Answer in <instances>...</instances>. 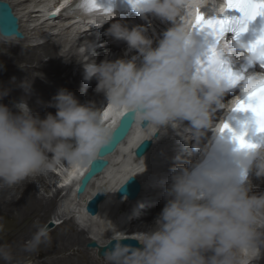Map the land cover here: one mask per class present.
I'll return each mask as SVG.
<instances>
[{"label":"clouds","instance_id":"clouds-1","mask_svg":"<svg viewBox=\"0 0 264 264\" xmlns=\"http://www.w3.org/2000/svg\"><path fill=\"white\" fill-rule=\"evenodd\" d=\"M132 6L141 15L152 13L172 22L173 27L153 46L143 26L129 29L112 23L108 35L126 42L127 53L135 54L99 64L92 58L85 66V79L95 78V91L103 94L106 105L145 130L158 132L177 125L190 139H198L202 129L212 127L211 111L221 105L225 89L233 85L225 69L234 56L243 55L238 51L243 45L221 38L202 49L195 44L192 21L197 9L205 16L223 13L225 2L133 0ZM91 13L105 23L111 18ZM212 50L223 64L209 60ZM262 54L264 47L257 48L249 62ZM262 85L264 73L249 74L242 91L247 95ZM19 87L24 92L19 102L11 107L0 103V186L15 185L59 164L79 174L111 142L113 129L102 118L106 105L81 103L73 92L60 88L47 104L56 109L55 114L48 112L41 118L27 102L32 79L21 81ZM7 94V90L0 91V97ZM184 121L189 122L187 127ZM222 124L216 126L217 133ZM246 131L259 132L252 123L235 130ZM219 139L235 166L173 167L164 207L152 226L135 234L140 246L125 245L119 239L111 242L104 252L106 264H252L259 257L264 247V193L252 194L250 176L264 182V138L252 143L244 135L251 146L240 147L228 130ZM50 242L46 226L38 225L23 251L32 253ZM12 258L9 247L0 246V259Z\"/></svg>","mask_w":264,"mask_h":264},{"label":"bare ground","instance_id":"bare-ground-1","mask_svg":"<svg viewBox=\"0 0 264 264\" xmlns=\"http://www.w3.org/2000/svg\"><path fill=\"white\" fill-rule=\"evenodd\" d=\"M3 1L10 3V5L14 7L15 14L17 15V13H19L22 19V16H24V13H21L19 10H16L15 7L17 6L18 8L19 6H23L24 5L23 3L28 5L27 4L28 0H25V1L23 0H3ZM34 1L36 2L37 0H33V2ZM54 1L55 0H40L39 4H36V6L38 7L37 11L35 10V8L34 9L31 8L32 9L31 12L29 11L27 13L26 11L29 7L28 6L26 8L25 13H27V15H29V17L31 18L32 17L36 18L35 20L34 18L31 19L34 24L35 23L39 25L46 24L47 22L52 21V19L48 18V14L52 12L54 8L49 9L48 7L49 11L46 14L47 16H44L43 12H47L48 4L52 3L51 5H53ZM66 1H69V0H66ZM21 23H22V20L20 21V30H22L23 28ZM166 23L169 24L168 30H170V28L173 27V23L170 21H166ZM50 25H53V24H50ZM59 25L65 26V29L67 30L68 28L70 29L73 26V24L69 26V23H66V24L59 23ZM87 27H85L86 29L79 31L77 34L80 36V38L82 37L81 40L84 42V46H88V47L90 46L91 48H93L94 47L93 45L96 44V42H92L89 38H86L88 34L91 32V30L93 29H91L89 25ZM167 31H164L163 29L155 27L149 30L148 32H146V35L154 42L153 43V46H154L156 45V43L158 44L159 42L157 38H159V40L162 39L165 32ZM73 32L75 31L73 30ZM53 35L54 33H51L49 34V36H46V40L42 43L41 48L39 49H35V47L30 46V45L27 46L26 50L28 51L25 52L24 55L22 56L12 55L10 56V58H8L4 55L2 51H0V63L5 64V69H6L5 71L12 72V73L15 72V76H16L15 82L9 84L10 78L7 79L4 74L5 72L0 70V91L7 90L8 92L6 96L0 97V103H4L6 105H13L15 102H19L21 98L24 97V92L19 87V84L21 81L27 78L30 79L31 74L36 77V81L34 82L32 81V93L27 98V101L28 103H30L31 105L30 107L34 114L39 113L40 116L42 117H44L45 114L48 112L55 114L56 110H54V108L52 107H48L47 104L52 99V97L56 94L58 89L66 88L69 91L74 93L76 85L78 84H74L75 82L73 83L71 81L74 78L72 75V71L69 72L68 69L70 68L64 69V71H61L62 67L61 65L57 64V62H60L62 60L65 61L64 63L70 62V64L68 63L70 67L72 65L76 67L78 66V64L77 63L72 64L74 55L72 56L67 55L66 58H62V57L60 59L57 58L59 56V50H58V46L56 45V43L52 42ZM93 36L94 35H91L89 37L91 38ZM0 37H1L0 47H3V48L12 47V46L9 47L10 44H6V41H13V40L22 41L23 40V39L18 40L14 37L6 38V37H3L2 35H0ZM100 40L105 41L106 38L100 39ZM84 46L82 45V47ZM109 49H111L112 52L115 50L116 54L119 55L121 58L123 57L130 58V56L134 54V52L130 54H125L126 52L125 50L120 52V49L112 47V46L107 49H103L102 47H100L96 50L95 55H90L87 60H84V62L82 63V70H81L82 72L84 70L83 72L84 77L82 76L80 77L85 78L84 66H87L88 64H90L92 62V58L93 59L96 57L97 58L99 57V59L100 57L102 58V56H104L106 54V51H108ZM114 55L115 54H113V56ZM44 56L50 57V63L49 64L45 63L41 65L39 68L41 69V71L43 70L45 73L41 74L37 72L32 73L33 71L30 72L31 71L30 69L34 68V65L32 62L34 61L41 62ZM109 57L110 56H108L107 60H112V57L111 58ZM21 59H23L26 62V64H24V66L25 65L26 66L22 68L20 65L17 66L18 62ZM117 59H119V57H117ZM27 65H29V67ZM63 72H66L68 74V77L66 79L61 80L60 78ZM54 73H55L54 77L60 79L61 81L60 80L56 82L54 81V77H52V74ZM82 80L83 79H80L81 85H82ZM95 80H96L95 78H92L90 80L89 87L95 84ZM95 89L89 96V100L95 101L101 98L104 99L105 97L103 96V94L97 93ZM87 91H88V88L82 91L79 90L78 92L80 94V98L84 99L87 95ZM12 93L18 95V97L15 98L14 94ZM231 97L224 96L222 97V100L227 101ZM97 107H101V106H97ZM122 115H123L122 113L115 112L110 106L109 109L103 114L104 122L107 126L112 127V129L114 130L116 126L118 125L119 119L121 118ZM210 122H211V119H210ZM211 125H212V122H211ZM206 129H211V128L207 127ZM153 131L154 130L140 129L139 125L135 124L129 136L126 138V140H124L120 144L119 148L115 151V153L108 155L105 158L110 161V165L105 169V171L95 176V178L90 182L87 191H85V193L81 195V197L77 196L76 187L80 183L79 180L85 170H82L79 172V174H77L75 171H70L68 168H65V171H62V168H61L62 166H60L59 168L60 171H58L60 174L59 177L62 179L60 181L67 182V180H69L70 182H72L71 185L73 186H68L67 188L62 189L58 185H56V190H55L56 192L50 198H45L43 195H41L38 187L35 185V182L32 176H29L12 186H0V246H8L9 249L12 251L13 258L10 261L14 259H22L26 255H30L32 257L36 253H42L43 257L49 259L50 261L49 264H97L95 261L91 259L90 255L92 254L88 255L87 251H89L90 249L87 248L86 246L87 243L94 242V240L90 237H87L84 231L78 230L75 227L73 218H64L65 216L63 215V213H61V210L59 211L58 209L56 210L55 208L57 200L62 190L63 192H66V195H69V198H67L68 208L72 206L79 207L80 210L83 212L84 217L86 218L88 217V220L95 219L94 223H97L96 221L100 220L98 219V217L102 216L104 219V222L101 224V227H102L107 224L106 220L111 219L112 216L118 218L122 214L121 211H118V214H116V211L118 209L117 205L120 199H117L115 197V190L119 186H121L129 177L138 176L140 177L142 185H143L141 194L134 201H130L128 199H125V200L127 201V204H132V206H134V204L138 202L137 205L135 206H138L139 211L138 210L137 211L139 212L138 213L139 216H136L135 218L132 217L131 223L125 226L119 225L122 222L121 220L122 218H118L119 219L118 224L116 226L112 224L106 227L109 230L107 231L105 230V232L103 233L104 235L102 237H97V241L98 243H100L99 246H105L109 241L115 238L127 237V238L135 239L134 237L136 233L141 232V231H146L149 226H152L154 223V218L158 215L160 210L164 207V205H162L161 203L163 204L166 203L165 199H160L157 197V195H161L162 193V191H160L162 189L159 186L163 185L164 182L170 179L171 169L173 167L171 169H164V170L154 169V171H149L148 168L154 167L153 164L158 166L159 163L157 161L159 160L161 161L165 159L167 160L168 158L170 159L175 158V155H173V153L170 150H168L166 147V143H168V141L161 142V145L159 148L156 146L157 143L160 144V141H158L159 139H154L155 146L153 145V148L146 156L136 157L134 155V151L136 147L139 145V142L143 141L147 137H151ZM204 131H205V128L202 130L203 134L200 137L204 135ZM149 132H151L150 135H149ZM208 134L209 133L207 132L203 136L204 138L203 140L199 142V144L198 142H194L195 144H193V141H195L196 139L190 141V136H189L188 142L191 145H194V146L197 145L198 149L201 148L200 150V153H201L205 149V142L208 139ZM156 148L158 149L156 150ZM164 149H166V151ZM153 152L155 153L153 154ZM151 156H154L156 159H151L150 158ZM196 156H197V153L196 155H193V157H188L187 159H186V156L178 157L179 158L178 159L179 161L177 160L178 164H174V163L173 164L182 165L184 167L189 168V166L193 165L194 162L196 161V158H194ZM141 158H144V160ZM144 163L146 165V171L142 172L144 170ZM140 166L141 168H138ZM47 171H48L47 175L42 172V173H37L35 176L37 181H41L42 187H44L45 189L49 187L48 181H50V178L52 179L58 178V175H56L54 172L50 170H47ZM70 179H73V180L71 181ZM254 181H255L256 188L257 186L264 185V182H262L260 178H256L254 179ZM61 182L57 181V183L59 184ZM103 186L107 188L108 195H107V198L102 202L100 206L99 214L95 216V218L93 216L91 217L85 214L86 213L85 206L87 202L91 199L94 193ZM256 188L254 190V187H253L252 192H257ZM262 193H264V191ZM154 200H159V201H154ZM125 207H126L125 205H122V208H125ZM50 215H53V219L56 220V222L54 223L50 222L52 227L50 225L47 227L48 234L51 238V242L42 244L35 252H32V253L24 252L23 247L26 243V240H30L33 237L38 225H45V222H49L47 221L49 218L52 219ZM80 218L84 219L83 217H80ZM60 220H62V222L58 224ZM134 224L136 226L140 225L141 228H136L132 226ZM61 225H63L62 230H60ZM54 232H56V234ZM262 253L263 252H260V256L264 255ZM75 254H77L78 257L74 256ZM99 260L101 262H105L104 257H102ZM254 261L258 262L255 264H261V263L264 264L263 262L260 261L259 257L253 260V262ZM7 262L9 261L0 259V264H6ZM18 264H24V263H18ZM35 264H42V263H35Z\"/></svg>","mask_w":264,"mask_h":264},{"label":"rangeland","instance_id":"rangeland-1","mask_svg":"<svg viewBox=\"0 0 264 264\" xmlns=\"http://www.w3.org/2000/svg\"><path fill=\"white\" fill-rule=\"evenodd\" d=\"M23 1H25V0H23ZM39 1L40 0H37L36 2L34 1L33 2V0H28V5H26L25 3H23L24 5L23 6H19L18 7V10L21 12V13H24V16H22V30L21 31H23L24 30V34H25V37H24V39L22 40V41H6V44H10L9 45V47L10 46H12L11 48H8V47H0V51H2L3 53H4V55L6 56V57H8V58H10V56H14V55H17V56H22V55H24V53L25 52H27L28 50H26L27 48V46H33V47H35V49H39V48H41V45H42V43L46 40V36H49V34H51V33H54V35L52 36V42L53 43H56V45L58 46V50H59V56L57 57L58 59H60L61 57L62 58H66V56L67 55H69V56H72V55H74V59H73V62H72V64H75V63H77L78 64V66H76V67H74V65H72L71 67H70V62H68V63H64L65 61L64 60H62V61H60V62H57V64H59V65H61V71H64V69H68V68H70V69H68L69 70V72H71L72 71V75H73V79L71 80L74 84H78V85H76V88H75V90H74V94H75V96L77 97V99L81 102V103H86V102H89L90 100H89V96L91 95V93L94 91V89L96 88V86H97V81L95 80V84L94 85H91L90 87H89V85H90V80H86L85 78H82V77H84V73L81 71L82 70V63H83V61H82V59H81V57H82V54H81V51H80V47H82V45L84 46V42L81 40V38H80V36L77 34L80 30H78V28H76V27H74V26H72L70 29L68 28V30L67 29H65V26H62V25H58V23L57 22H52V21H49V22H47L46 24H37V23H33L32 22V20L31 19H33L34 18V20L36 19L35 17H29V15H27V13L30 11L31 12V10L32 9H34V8H38L37 6H36V4H39ZM29 3H31V4H29ZM35 3V4H34ZM26 5V6H25ZM29 6V7H28ZM33 6V7H32ZM17 7V6H16ZM28 7V9H27V11H26V8ZM32 8V9H31ZM25 11L27 12V13H25ZM43 14H44V16H47L46 14H47V12H43ZM30 20V21H29ZM21 21V20H20ZM32 22V23H31ZM41 23V22H40ZM50 24H53L54 25V27H53V25H50ZM57 24V25H56ZM34 26V27H33ZM55 26H57V27H55ZM54 28V29H53ZM56 28V29H55ZM73 30L75 31V32H73ZM80 34V33H79ZM45 36V37H44ZM1 38V37H0ZM84 40H85V38H84ZM16 45H15V44ZM40 44V45H39ZM20 45V46H19ZM25 46V47H24ZM6 49H8V50H6ZM20 49V50H19ZM6 51V52H5ZM19 51V52H18ZM17 53V54H16ZM8 54V55H7ZM135 54V53H134ZM117 54H115L114 56L113 55H111L109 58H111L112 57V60H109V61H114V60H116L117 59V57H119V59H121V57L119 56V55H117ZM65 56V57H64ZM96 57V56H95ZM116 57V58H115ZM107 58H108V54L106 53L104 56H102V58L100 57V59H99V57L97 58H94V60H95V62L97 63V64H99V63H101L102 61H104V60H107ZM33 63V65H34V68H32V69H30L31 71L30 72H32V73H34V72H37V73H41V74H44L45 72L42 70L41 71V69H39L40 68V66L41 65H43V64H49L50 63V57L49 56H44L43 57V59H42V61L41 62H38V61H34V62H32ZM63 63V64H62ZM24 64H26V62L23 60V59H21L19 62H18V64H17V66H21V68L22 67H25L24 66ZM80 64V65H79ZM28 67H29V65H27ZM65 68H64V67ZM0 70L1 71H4L5 73V77L7 78V79H9L10 81H9V84L10 83H14L15 82V79H16V76H15V72H7V71H5L6 69H5V64H3V63H0ZM9 74V75H8ZM11 75V76H10ZM55 76V73L54 74H52V77H54ZM80 76H82V77H80ZM30 79H32V81L34 82V81H36V77L35 76H33L32 74L30 75ZM68 77V74L66 73V72H63L62 74H61V80H63V79H66ZM60 79H58V78H55L54 77V81L56 82V81H59ZM80 79H83L82 80V85L80 84ZM60 80V81H61ZM87 81V82H86ZM93 82H94V80H93ZM81 87V88H80ZM78 88H80V89H78ZM86 88H88V91H87V95H86V97L84 98V99H82V98H80V94H79V90L80 91H82V90H84V89H86ZM76 91V92H75ZM12 94H14V93H12ZM14 97L16 98V97H18V95H16V94H14ZM102 99V98H101ZM100 100V99H99ZM99 100H95V101H92V102H94L95 104H96V106H99L100 104H101V102L99 101ZM98 101V102H97ZM28 102V101H27ZM100 103V104H99ZM13 104V103H12ZM29 104V107L31 106L30 105V103H28ZM31 108V107H30ZM54 110H56L55 108H54ZM36 114H39V113H36ZM40 115V114H39ZM41 118H43L42 116H40ZM174 128H172L171 126H167L166 128H165V130H171V131H173V132H176L175 134H177V132H179V130L182 132L181 133V135H182V139H181V141H183L184 140V137L186 138L187 136H186V134H184V131H183V129H182V127H180V126H177V125H174L173 126ZM178 127V128H177ZM181 128V129H180ZM203 130V129H202ZM150 133L151 132H149V135H150ZM169 136H166L165 134L163 135H161V139L159 140L160 141V144L159 143H157V147L159 148L160 147V145H161V142H163V141H166L167 140V138H168ZM168 144V143H167ZM155 146V145H154ZM166 147H167V149H168V147L169 146H167L166 145ZM158 148H156V150L158 149ZM170 152V151H169ZM155 152H153V154H154ZM152 154V155H153ZM148 158V157H147ZM166 160V159H165ZM134 161V160H133ZM170 161V158H168L167 159V165H170L169 162ZM60 166H62V165H60ZM60 166H59V168H60ZM56 168H57V166H55ZM138 168H141V166L140 167H138ZM64 169V168H63ZM149 169V171H154V167H152V168H148ZM57 170H59V169H57ZM47 172L48 171H45V172H43L44 174H46L47 175ZM150 173V172H149ZM37 174V173H36ZM36 174H33V175H31L32 177H33V179H34V182H35V185L38 187V189H39V191H40V193H41V195H43L45 198H50V197H52L53 195H54V193L56 192L55 190H56V183H55V181L57 182V181H59V182H61L60 180H62L59 176H60V174L58 175V178L57 179H52V178H50V181H48V183H49V187L47 188V189H45L44 187H42V183H41V181H37V179H36ZM250 178H251V180H252V183H253V185H254V190H255V188H256V186H255V181H254V179H256L255 177H251L250 176ZM54 183V184H53ZM55 189V190H54ZM88 189V188H87ZM257 192H252V194H256V195H259V194H261L263 191H264V185L263 186H257ZM67 190V189H66ZM68 191V190H67ZM87 191V190H86ZM62 192H63V190H62ZM61 192V193H62ZM60 193V194H61ZM60 196V195H59ZM154 201H159V200H154ZM123 202V200H120L119 202H118V208H122V205L124 204V203H122ZM58 203V202H57ZM57 203H56V206H57ZM67 203H68V201H67V199H65L64 200V206L63 207H55L56 208V210L58 209L59 211L61 210V213H63V215L65 216L64 218H73L74 217V214H78V215H80L81 217H83L84 219H87L88 220V217L86 218V217H84V215H83V212L80 210V208L79 207H77V206H72V207H70V208H72V209H74V211L72 210H68L69 208L67 207ZM162 205H165V204H163V203H161ZM135 207V206H134ZM133 207V208H134ZM136 209H138V206H136ZM142 211V210H141ZM140 211V212H141ZM143 212V211H142ZM82 213V214H81ZM139 213V212H138ZM67 214V215H66ZM86 214V213H85ZM50 217L52 218V219H48L47 221H49V222H45V225L44 226H46V228L50 225V222H56V220L55 219H53V215H50ZM64 218H63V220H64ZM95 218V217H94ZM74 219V218H73ZM98 219H100V220H97L96 222L97 223H94V221H95V219H89V223H87V225H85V224H81V223H77V221L75 222V219H74V224H75V227L78 229V230H82V231H84V233H85V235L87 236V237H90V238H92L93 240H94V242H96L98 245H100V243H98V241H97V237H102L104 234V232H105V230L107 231V230H109V229H107L106 227H108V226H110V225H114V226H116L117 224H118V218L117 217H114V216H112V218L111 219H108V220H106L107 221V224L106 225H104V226H102L101 227V224L104 222V219H103V217L102 216H99L98 217ZM115 219V220H114ZM60 221H62V220H60ZM60 221L58 222V223H60ZM93 221V222H92ZM100 221V222H99ZM115 223V224H114ZM63 225H61V227H60V230H62L63 228ZM104 227V228H103ZM48 231V230H47ZM55 234H56V232H54ZM29 240H26V243L28 242ZM25 243V244H26ZM86 246H87V248H89L88 247V243L86 244ZM90 250L89 251H87L88 252V255H90V254H92V255H90L91 256V259L93 260V261H95L97 264H105V262H101L99 259H101L102 257H100L99 256V254H98V251L96 250V249H92V248H89ZM260 252H263L262 254H264V247H261V249H260ZM39 256V257H38ZM74 256H76V257H78V255L77 254H75ZM96 259V260H95ZM98 259V260H97ZM259 259H260V261L261 262H263L264 263V255H262V256H260V254H259ZM40 260V261H39ZM18 263H24V264H35V263H42V264H44V263H46V264H49L50 263V261H49V259L48 258H45V257H43L42 256V253H36L35 255H33L32 257L30 256V255H26L24 258H22V259H14V260H12V261H9V262H7L6 264H18ZM256 263H258V262H256ZM262 264V263H261Z\"/></svg>","mask_w":264,"mask_h":264},{"label":"snow or ice","instance_id":"snow-or-ice-1","mask_svg":"<svg viewBox=\"0 0 264 264\" xmlns=\"http://www.w3.org/2000/svg\"><path fill=\"white\" fill-rule=\"evenodd\" d=\"M133 4V0H130ZM84 7L87 11L92 12L97 10L96 0H85ZM226 8L237 10L241 15L239 17H224V18H207L199 9L196 10L195 17L192 21L194 29L206 31L209 35L213 36L218 42L221 38H225L226 33L229 31L235 32L236 36L247 30V25L250 21L254 20L258 15H264V0H226ZM110 12V9L103 10ZM264 47V36L259 38L255 43L248 46V52L254 54L257 48ZM209 60L214 63H221L215 56L214 50L210 51ZM262 66H264V54L259 57ZM226 75L229 81L235 85L242 77L234 73L230 68H226ZM233 110L238 112H251L252 121L256 130L264 132V85L258 89L253 90L247 94L245 100H238L233 106ZM123 121L120 127L122 128ZM245 127L247 124L244 125ZM228 129L233 134V139L237 141L240 147H250L251 145L244 139V133H236L226 123L222 124L220 131L223 132ZM119 131V129H118ZM126 134V133H125ZM116 134L113 136L115 141Z\"/></svg>","mask_w":264,"mask_h":264},{"label":"water","instance_id":"water-1","mask_svg":"<svg viewBox=\"0 0 264 264\" xmlns=\"http://www.w3.org/2000/svg\"><path fill=\"white\" fill-rule=\"evenodd\" d=\"M0 35L6 38L15 37L17 39H22L23 34L20 31V21L18 16L15 14L13 7L10 3L0 0ZM123 121L122 128L120 127L121 122ZM136 123L132 122L126 114H123L119 119L118 126L113 130V135L111 138V142L101 150V154L99 155L97 160H94L91 164L89 172L83 177L81 184L78 188L77 194L81 196L87 190L90 182L97 176L98 174L105 171L108 167L109 162L105 159L108 155L115 153V151L119 148L120 144L126 140V138L131 133L134 125ZM142 128H144L142 126ZM119 129V131H118ZM126 133V134H125ZM116 134L115 141L113 140V136ZM158 135H156L157 137ZM152 141L145 140L137 149V156L144 157L151 149ZM129 179V178H128ZM127 179V180H128ZM126 180V181H127ZM125 181V182H126ZM123 183L117 192L118 199H122L123 197H128L131 201L136 200L138 196L141 194L142 185L138 178L135 176L131 177L126 183ZM106 198L105 189H99L96 195L87 202L86 211L89 215L95 217L99 213L100 204ZM52 227V225L50 224ZM120 243L125 245H130L133 247H139V242L132 238H118ZM117 239H112L105 246H99L96 242L89 243L88 247L90 248H98L99 256L104 257V252L106 248L110 246V243H116Z\"/></svg>","mask_w":264,"mask_h":264}]
</instances>
